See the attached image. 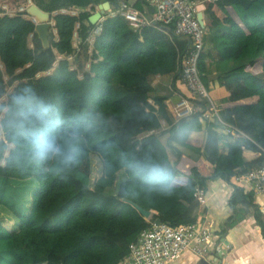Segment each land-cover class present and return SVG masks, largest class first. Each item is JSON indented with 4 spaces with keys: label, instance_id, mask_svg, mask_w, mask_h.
<instances>
[{
    "label": "trees",
    "instance_id": "1",
    "mask_svg": "<svg viewBox=\"0 0 264 264\" xmlns=\"http://www.w3.org/2000/svg\"><path fill=\"white\" fill-rule=\"evenodd\" d=\"M31 2L53 21L47 49L35 25L22 18L25 12L0 16V99L5 97L0 103V264H119L129 245L155 221H199L195 189L202 192L216 178L229 182L245 169L242 151L219 153L220 139L208 131L202 155L218 172L206 177L192 168L185 182L176 180L169 154L179 161L187 149L196 160L201 151L190 145L177 149L171 138L189 139L202 131V123L197 117L175 123L153 81L157 76L171 77L172 83L180 78V58L188 43L174 37L172 26L156 25L171 39L153 29L132 30L117 13L118 0ZM104 2L110 11L91 48L95 25L88 19ZM203 5L210 47L200 59L199 75L203 83L212 76L235 85L238 94L224 104L257 98L249 107L255 113L228 122L264 150V0H204ZM214 9L225 15L223 21ZM70 56L73 71L66 60ZM257 61L263 62L259 76L247 71ZM46 106L53 111L42 120ZM46 120L61 133L78 134L70 165L36 163L30 155L21 128L39 131ZM160 121L167 125L163 134ZM207 125L218 128L215 122ZM151 130L159 133L138 140ZM160 135H167L166 144ZM241 143L257 149L249 141ZM129 202L151 211L150 218L145 220Z\"/></svg>",
    "mask_w": 264,
    "mask_h": 264
},
{
    "label": "crops",
    "instance_id": "2",
    "mask_svg": "<svg viewBox=\"0 0 264 264\" xmlns=\"http://www.w3.org/2000/svg\"><path fill=\"white\" fill-rule=\"evenodd\" d=\"M20 1L22 0H0V9L3 12L0 16L6 14L13 17L19 13L18 9L21 6L25 5L28 1L32 3L31 0H26L25 3H21L19 7L16 8ZM192 1L197 6L198 15L202 14L205 26L207 20L203 13L204 0ZM121 3L127 4L130 8L141 14L150 17L153 16V9L150 8L143 0H118V6ZM214 12L221 21L225 19V15L218 9H214ZM228 14L232 20L240 26L236 15L231 9H228ZM22 18L33 23V20L28 15H23ZM145 29H153L156 32L167 35V37L171 39L167 32L163 29H157L156 26ZM29 39H31V36ZM73 41V45L75 44L77 46V38L74 37ZM178 41L183 40L178 39ZM207 41L208 39L204 32L203 56L210 47ZM207 63H209V61H207ZM262 63V61H257V63L247 71L257 76L261 75ZM0 67L2 66L0 65ZM172 80L173 79L171 77L162 78L157 76L153 81V84L160 88L157 96L166 98L164 103L171 117L172 109L179 102L180 98H188V91L180 82V78L175 80L173 83ZM205 85L209 91L210 98L214 101L213 103L225 120L232 121L237 117H247L255 113V111L250 110L249 107L256 103L257 98L244 99L236 103H223L224 99L227 97L238 94V90L235 85H227L224 82H217L212 76L205 77ZM162 87L163 90H161ZM148 102L152 104L150 100ZM201 123L202 131L200 133L193 134L189 139L182 138L178 135L171 138L172 143L176 145L174 146L177 149H184L183 147H185V145H190L201 151L196 160H193L191 156H189L193 153L187 149H184L186 153L179 161L169 154L171 163L176 164V169L178 171L176 180L180 178V181L185 182L186 179L184 177L192 168H196L206 177H210L211 174L218 172L214 170L215 167L213 165H210L205 161L202 155V149L204 147L208 131H214L217 138L220 139L219 153L234 155L240 151V142L226 136L222 129L209 128L207 123ZM165 125L166 123L161 127L162 134L167 129V125ZM160 136L162 143L166 144L168 139L167 135ZM242 154L245 160V168L255 167L257 162L262 161V154L256 148L246 147V151H242ZM241 171H243V169H240L237 173ZM205 186L206 187L202 190L204 204L200 205L198 214L199 223L210 232L216 234L218 237L210 242L200 245L203 251L206 252L205 262L196 256L191 249H186L177 260L168 264H264V193L256 194L248 186L237 188L232 185L231 180L227 182L221 178L209 180ZM218 251H221L220 254L223 253L220 255L221 259H218L217 257L219 256Z\"/></svg>",
    "mask_w": 264,
    "mask_h": 264
},
{
    "label": "built area",
    "instance_id": "3",
    "mask_svg": "<svg viewBox=\"0 0 264 264\" xmlns=\"http://www.w3.org/2000/svg\"><path fill=\"white\" fill-rule=\"evenodd\" d=\"M143 1L153 9V16L141 14L125 3H121L117 8V13L124 18L132 30L139 32L156 25L172 26L174 37L188 43L187 51L180 58L178 74L189 95L188 98L181 97L173 107L172 117L174 121L179 122L197 117L200 122H215L226 136L240 142L239 148L241 151H246V147L241 141H249L255 145L262 154V161L258 167L245 168L235 174L231 178V183L237 188L248 186L256 194L264 193V150L221 116L199 75L198 66L203 56L204 29L200 26L197 18V6L192 0ZM209 1L214 2L216 0ZM30 4L32 3L28 1L18 9V12L26 13V9ZM60 13L71 16L76 15V12L71 10H62ZM31 19L34 24L37 23L34 18ZM101 24L102 21H98L90 34L88 43L91 48L94 38L101 32ZM74 37L76 38L75 34ZM73 46L76 48L75 44ZM30 47L32 48V45ZM61 59L58 56L57 62ZM66 60L71 63L70 70L73 71L75 69L74 56H70ZM86 69H88V65ZM1 99H3V102L5 101V97ZM164 124V122H160L161 127ZM158 133L157 130H151L146 134H139L138 140L141 141ZM195 197L200 205L204 204V196L199 189H195ZM217 237L216 234L203 227L199 221L188 225L167 223L155 225L154 223L149 230L141 232L136 241L129 245L128 254L119 264H168L177 260L186 249H191L200 259H205L206 252L203 251L200 245ZM218 253L220 254L221 251H218Z\"/></svg>",
    "mask_w": 264,
    "mask_h": 264
},
{
    "label": "clouds",
    "instance_id": "4",
    "mask_svg": "<svg viewBox=\"0 0 264 264\" xmlns=\"http://www.w3.org/2000/svg\"><path fill=\"white\" fill-rule=\"evenodd\" d=\"M53 111L50 106L43 109L45 120L46 114ZM20 135L28 141L29 152L34 162L41 163L46 160H54L57 163L68 166L76 156L79 136L74 131H61L52 121L45 122L39 131H31L22 127Z\"/></svg>",
    "mask_w": 264,
    "mask_h": 264
},
{
    "label": "water",
    "instance_id": "5",
    "mask_svg": "<svg viewBox=\"0 0 264 264\" xmlns=\"http://www.w3.org/2000/svg\"><path fill=\"white\" fill-rule=\"evenodd\" d=\"M110 11V5L107 2H104L102 4H100L97 7V11L91 15L88 19V22L90 25H96L98 21H102L103 17L106 13H108ZM26 14L28 16H30L31 18H34L37 23L35 25V34L38 38V40L41 43V46L43 49H47L49 48V31L52 27V23H51V19H50V15L48 13H44L41 10H39L35 5L31 4L28 6V8L26 9ZM200 26L205 29L204 23H203V19H202V14H199L197 16ZM130 205L133 206V208L145 219L148 220L151 216V211H146L144 209H142L141 207L129 202ZM160 222L159 221H155V225H158ZM223 254V253H222ZM222 254H219L222 255ZM218 257V259H221V256ZM203 262H205V259H202Z\"/></svg>",
    "mask_w": 264,
    "mask_h": 264
},
{
    "label": "rangeland",
    "instance_id": "6",
    "mask_svg": "<svg viewBox=\"0 0 264 264\" xmlns=\"http://www.w3.org/2000/svg\"><path fill=\"white\" fill-rule=\"evenodd\" d=\"M52 24H53V21L51 22ZM53 32V35H55V31L53 30L52 31ZM55 37V36H54ZM1 102H3V99H0V103ZM212 102H214V101H212ZM222 116V115H221ZM223 117V116H222ZM0 139H2V135H0ZM9 226H10V224H7L6 226H5V229H6V231H8V232H10V228H9Z\"/></svg>",
    "mask_w": 264,
    "mask_h": 264
}]
</instances>
